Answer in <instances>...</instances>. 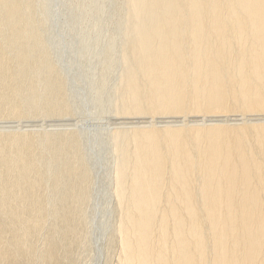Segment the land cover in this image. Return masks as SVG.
<instances>
[{
  "label": "bare ground",
  "instance_id": "1",
  "mask_svg": "<svg viewBox=\"0 0 264 264\" xmlns=\"http://www.w3.org/2000/svg\"><path fill=\"white\" fill-rule=\"evenodd\" d=\"M45 2L0 0V264H85L92 251L98 183ZM69 2L103 6L90 29L113 35L97 55L95 113L117 120L104 264H264V0Z\"/></svg>",
  "mask_w": 264,
  "mask_h": 264
},
{
  "label": "rangeland",
  "instance_id": "2",
  "mask_svg": "<svg viewBox=\"0 0 264 264\" xmlns=\"http://www.w3.org/2000/svg\"><path fill=\"white\" fill-rule=\"evenodd\" d=\"M45 1L46 0H44V2ZM64 1H62V0L61 1H59V0H47L45 2V4L48 3L50 6L46 5V7L43 10H41L39 15L42 18L43 22H45V23L50 22L49 23L50 27L53 25L50 29V30H52L50 33L52 35H54L53 37L55 40L57 38L56 42L58 45H55V48L60 49L62 51L61 55H64L66 53L64 56L65 58L62 57L63 59H61V56H60L61 60H59V63L61 61H63V63H65V60L67 59L66 61L68 64H66V63H65L66 65L61 64V67L64 66L63 68L70 72V73L68 72L69 73L68 75H70L69 78H71V80L68 78L70 80V82L68 80V85L69 84L70 85H69V87L67 86V88H68L69 93H71L73 95V102H74L73 108H74V113L77 116V117L74 116L75 117V119L73 117L74 122L70 121L69 124L73 123L72 126L75 125L74 127L77 126V128L80 127V129H81V130H79V133L81 132L80 133L81 136L82 135L84 136V139L80 136L81 140H83V141L85 140L84 142L82 141V143H83L84 147L87 148L88 152L91 153V157L89 155L87 160H88L89 164L91 165V167L94 171L95 180L98 183L94 189V193H95L94 196L95 197L92 200V206L90 208L91 214H92L91 223H90L89 227L87 228V233L93 237L91 239L92 240L91 246H92L93 253H92V251H91V253L85 252L83 254V262L85 264H104V253L102 250V244L105 240V237H106L108 231L105 233L103 232L104 234H102V232L100 231L101 223L107 218L105 208L102 205L103 197L105 194V188L103 185L104 179H102V175H103L104 171H108V169H109V166L107 164L108 158L104 157V156H106V153H105L106 152V149H105L106 146L104 147V145L107 141L104 133L107 132V130H106L107 127H108L107 128L108 131H109V128L110 129L113 128L115 125L113 126L114 123H111V122H115L117 120H115L114 119L115 117H113V116H111L113 119H108L110 116V114H109L110 110L107 109V106L104 108L106 109L105 113L108 117H97V115H96L97 113H95V109H96V106L98 105V102L100 103L103 100L104 95H105V92H104V94H101V91L98 89V82H97L98 70L102 69L104 66L102 65L103 60L98 58L97 55L104 52V47H103L104 45L103 44L106 42L105 43V46H106L107 42L109 41V39L113 35H111L112 31L110 32L109 30H108V32H106V35H103L100 32H92V30L90 29V24H91L90 19H93L94 14L100 13V9L103 6H98L95 2H92L85 9L81 10L77 3H75V2H69L68 3V0H64ZM66 2H67V4H65ZM59 4H60V6H59ZM63 4H65L64 5L65 7L63 6ZM41 6H42V0H41ZM60 8H61V10H60ZM74 13H76V14L73 16H78V18L74 22L73 29H72L71 25L69 26L68 22H66L67 20L65 19V16L69 15V14H74ZM56 15H57V17H56ZM58 16L60 17V19L58 18ZM57 19H59L58 22L60 21L58 23L59 25L56 22ZM61 19H62V21H61ZM63 19H65V20H63ZM110 20L111 19L108 18L107 20H105L103 22V24H105L106 21H110ZM64 21L66 24L64 23ZM61 22H63L64 25H62ZM54 23H56V24H54ZM56 25H58V27ZM55 27H56V30H55ZM60 27L61 28L66 27L67 29L66 28L65 29L64 28L58 29ZM58 30L60 32L64 31L63 32L64 35L62 33H60ZM70 30L72 31L71 33H70ZM56 31L59 32V33H57L59 35L55 34ZM59 36L61 37V40H59L60 39ZM101 48H102V51H101ZM99 50H100V53L97 54V52H99ZM62 53H64V54H62ZM95 54H96L95 57H97V58H95L93 56ZM90 55H92L91 58L93 60H91V58H89ZM90 60H91V63H90ZM89 72H91V76H90L91 82H92V84H90L91 87L90 86L87 88L84 87V89L82 87H81L82 89L79 88V86H81V85L84 86L83 85L84 84V75L88 74ZM113 82H115V78H112L111 81H109V85L107 86V89L111 87ZM91 89H92L94 95L92 97H90V99H89L88 94H89V92H92ZM86 107L89 108L90 111L87 110ZM75 120H77V122H75ZM113 120H115V121H113ZM29 123L30 122H27L26 125H29ZM108 123H109V125H108ZM32 124H34V125L39 124L40 125L39 126L40 131H45L47 129V127H50L49 126L50 122H44L41 124L39 122H37V123L31 122V125ZM86 148H85V150H86ZM92 151L95 152V155L92 154L93 153ZM99 153H100V157L97 156ZM102 180H103V182H102ZM109 222H110V219H109ZM90 254H92L91 257H90ZM93 255H96V256H93Z\"/></svg>",
  "mask_w": 264,
  "mask_h": 264
}]
</instances>
